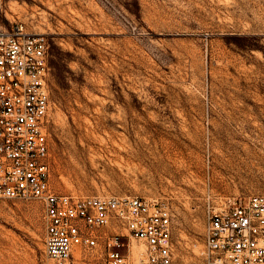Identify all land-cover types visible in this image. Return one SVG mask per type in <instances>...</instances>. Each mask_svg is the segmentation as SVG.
I'll return each mask as SVG.
<instances>
[{
  "label": "rangeland",
  "instance_id": "1",
  "mask_svg": "<svg viewBox=\"0 0 264 264\" xmlns=\"http://www.w3.org/2000/svg\"><path fill=\"white\" fill-rule=\"evenodd\" d=\"M18 22L49 41L52 187L161 200L173 264H206V206L264 193V0H0ZM44 234L41 200L0 199V264H52Z\"/></svg>",
  "mask_w": 264,
  "mask_h": 264
},
{
  "label": "built area",
  "instance_id": "2",
  "mask_svg": "<svg viewBox=\"0 0 264 264\" xmlns=\"http://www.w3.org/2000/svg\"><path fill=\"white\" fill-rule=\"evenodd\" d=\"M51 76L45 34L19 22L0 30V199L43 202L44 251L52 264H72L80 246L99 245L105 264H173L174 224L165 202L52 187ZM205 212L206 264H264V193L220 198Z\"/></svg>",
  "mask_w": 264,
  "mask_h": 264
}]
</instances>
